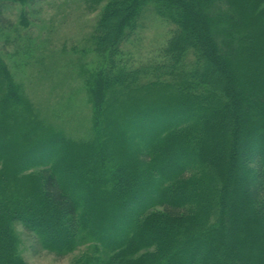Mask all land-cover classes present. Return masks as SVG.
<instances>
[{"label":"trees","instance_id":"16d2710c","mask_svg":"<svg viewBox=\"0 0 264 264\" xmlns=\"http://www.w3.org/2000/svg\"><path fill=\"white\" fill-rule=\"evenodd\" d=\"M84 1L90 140L29 130L0 56V264H28L18 225L75 264H264V0ZM153 21L156 60L123 65Z\"/></svg>","mask_w":264,"mask_h":264},{"label":"rangeland","instance_id":"374dc122","mask_svg":"<svg viewBox=\"0 0 264 264\" xmlns=\"http://www.w3.org/2000/svg\"><path fill=\"white\" fill-rule=\"evenodd\" d=\"M11 1L0 0V56L30 107L24 105L25 115L18 116L28 118V129L38 134L45 129L74 141L90 140L92 105L85 78L99 68L91 35L101 7L92 9L84 0H36L27 6ZM168 30L159 21L139 30L123 48V65L136 68L156 60ZM15 230L28 264H75L85 252L81 247L58 256L23 227Z\"/></svg>","mask_w":264,"mask_h":264}]
</instances>
